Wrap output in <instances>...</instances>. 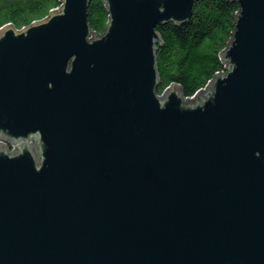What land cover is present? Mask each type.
Here are the masks:
<instances>
[{
	"label": "water",
	"instance_id": "water-1",
	"mask_svg": "<svg viewBox=\"0 0 264 264\" xmlns=\"http://www.w3.org/2000/svg\"><path fill=\"white\" fill-rule=\"evenodd\" d=\"M90 1L0 27V264H264V0L195 100L157 49L196 0Z\"/></svg>",
	"mask_w": 264,
	"mask_h": 264
},
{
	"label": "trees",
	"instance_id": "trees-1",
	"mask_svg": "<svg viewBox=\"0 0 264 264\" xmlns=\"http://www.w3.org/2000/svg\"><path fill=\"white\" fill-rule=\"evenodd\" d=\"M61 5V0H0V27L12 23L21 29ZM238 11L236 1L196 0L186 22L158 25L163 38L157 49L159 92L177 83L186 96H194L225 69L221 52L233 35ZM88 20L96 32L105 31L109 21L105 0L90 1Z\"/></svg>",
	"mask_w": 264,
	"mask_h": 264
},
{
	"label": "rangeland",
	"instance_id": "rangeland-1",
	"mask_svg": "<svg viewBox=\"0 0 264 264\" xmlns=\"http://www.w3.org/2000/svg\"><path fill=\"white\" fill-rule=\"evenodd\" d=\"M58 9H59V8H58ZM165 93H166V89H164V90L161 91V92L158 91V94H159L160 96H164ZM191 98H193L192 100H195L196 97L193 96V97H191ZM13 150H14V147L11 146V147H10V151H13ZM35 153H36V156L38 157V152L35 151Z\"/></svg>",
	"mask_w": 264,
	"mask_h": 264
},
{
	"label": "built area",
	"instance_id": "built-area-1",
	"mask_svg": "<svg viewBox=\"0 0 264 264\" xmlns=\"http://www.w3.org/2000/svg\"><path fill=\"white\" fill-rule=\"evenodd\" d=\"M3 142V141H2Z\"/></svg>",
	"mask_w": 264,
	"mask_h": 264
}]
</instances>
